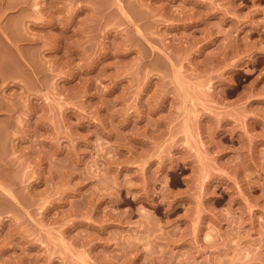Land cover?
Returning <instances> with one entry per match:
<instances>
[{
    "label": "rangeland",
    "instance_id": "1",
    "mask_svg": "<svg viewBox=\"0 0 264 264\" xmlns=\"http://www.w3.org/2000/svg\"><path fill=\"white\" fill-rule=\"evenodd\" d=\"M0 264H264V0H0Z\"/></svg>",
    "mask_w": 264,
    "mask_h": 264
}]
</instances>
